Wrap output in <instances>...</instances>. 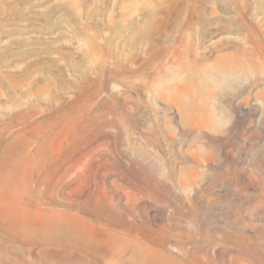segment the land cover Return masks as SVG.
<instances>
[{
	"label": "rangeland",
	"instance_id": "obj_1",
	"mask_svg": "<svg viewBox=\"0 0 264 264\" xmlns=\"http://www.w3.org/2000/svg\"><path fill=\"white\" fill-rule=\"evenodd\" d=\"M3 202L0 264H264V0H0Z\"/></svg>",
	"mask_w": 264,
	"mask_h": 264
},
{
	"label": "bare ground",
	"instance_id": "obj_2",
	"mask_svg": "<svg viewBox=\"0 0 264 264\" xmlns=\"http://www.w3.org/2000/svg\"><path fill=\"white\" fill-rule=\"evenodd\" d=\"M7 203H9V201ZM7 203H4V202L0 203V207L5 210L8 205H11V203L8 205ZM6 212H8L7 209H6ZM79 236L87 243V245L89 244L91 247L96 248L95 240L90 238L87 233H84L83 231H81L79 232ZM114 241L121 242V243L125 242L124 240L117 238V237L114 238ZM132 257L134 259L135 264H182L175 260L164 262L162 257L151 254L145 247H142L139 245L135 246ZM208 264H214V262L209 261Z\"/></svg>",
	"mask_w": 264,
	"mask_h": 264
}]
</instances>
